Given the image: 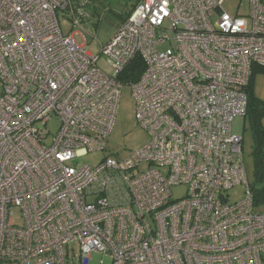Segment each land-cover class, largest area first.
Instances as JSON below:
<instances>
[{
  "label": "built area",
  "instance_id": "built-area-1",
  "mask_svg": "<svg viewBox=\"0 0 264 264\" xmlns=\"http://www.w3.org/2000/svg\"><path fill=\"white\" fill-rule=\"evenodd\" d=\"M225 1L138 0L92 55L57 16L78 28L86 2L0 0V264H68L73 243L78 264L93 252L112 264H264V203L232 133L264 67V0H244L246 13ZM136 56L145 69L129 85L149 141L72 164L106 149L116 76ZM238 184L243 199L228 202Z\"/></svg>",
  "mask_w": 264,
  "mask_h": 264
},
{
  "label": "rangeland",
  "instance_id": "rangeland-1",
  "mask_svg": "<svg viewBox=\"0 0 264 264\" xmlns=\"http://www.w3.org/2000/svg\"><path fill=\"white\" fill-rule=\"evenodd\" d=\"M86 2L84 9V18L78 28L72 27L68 17V12L62 9H57V16L61 31L64 35L73 32L75 39L79 44H86L87 51L92 55H97L100 46L105 44L117 31L118 27L129 16L136 0H73ZM239 0H226L223 8L227 11H232L239 3ZM242 13L247 11V3L243 0ZM215 20V17L213 18ZM83 34V37H81ZM99 65L103 67L102 60ZM1 92V84H0ZM254 94L256 97L264 101V72L258 71L254 78ZM135 99L132 95L131 86L123 84L120 89L119 103L115 123L110 135L106 139V149L103 151H92L78 157L72 161L74 165L87 164L95 166L98 162L107 155L115 157H125L131 150L138 149L149 141L147 132L139 126L134 117ZM58 118L53 116L47 123V129L52 135H55L58 129ZM264 127V119H263ZM232 133L242 138L243 159L247 180L250 184L255 181L254 163L252 156L253 138L250 130L249 122L243 116H237L232 122ZM172 198L177 199L185 194V187L182 185L171 188ZM228 202H238L244 197V185L238 184L227 190ZM16 221H18L16 219ZM73 250L70 251V261L68 264H73L71 259H75L77 263V255L79 254L76 243L72 244ZM73 253L75 256L71 254ZM112 264V259L109 254L93 252L90 254L89 264Z\"/></svg>",
  "mask_w": 264,
  "mask_h": 264
},
{
  "label": "trees",
  "instance_id": "trees-1",
  "mask_svg": "<svg viewBox=\"0 0 264 264\" xmlns=\"http://www.w3.org/2000/svg\"><path fill=\"white\" fill-rule=\"evenodd\" d=\"M145 64L143 60L134 57L116 76V79L123 84H130L140 79ZM258 71L264 72V67L253 66L252 74L245 88L247 98L246 112L243 116L248 120L253 138L252 156L254 163L255 181L250 184L253 195V204L260 205L264 203V101L254 94V78Z\"/></svg>",
  "mask_w": 264,
  "mask_h": 264
},
{
  "label": "crops",
  "instance_id": "crops-1",
  "mask_svg": "<svg viewBox=\"0 0 264 264\" xmlns=\"http://www.w3.org/2000/svg\"><path fill=\"white\" fill-rule=\"evenodd\" d=\"M138 0H136L135 4L137 3ZM135 6V5H134ZM134 8V7H133Z\"/></svg>",
  "mask_w": 264,
  "mask_h": 264
}]
</instances>
